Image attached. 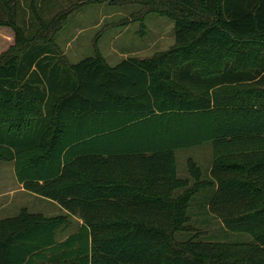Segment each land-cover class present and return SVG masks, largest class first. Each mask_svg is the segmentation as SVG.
Returning a JSON list of instances; mask_svg holds the SVG:
<instances>
[{
    "label": "trees",
    "instance_id": "obj_1",
    "mask_svg": "<svg viewBox=\"0 0 264 264\" xmlns=\"http://www.w3.org/2000/svg\"><path fill=\"white\" fill-rule=\"evenodd\" d=\"M14 1L0 0V31H12L0 160L66 214L1 218L0 264H264V0H82L173 21L167 49L115 65L61 55L54 33L69 9L26 36ZM206 142L208 176L188 158L178 177L175 150ZM205 188L210 212L251 242L175 238ZM68 218L76 229L57 239Z\"/></svg>",
    "mask_w": 264,
    "mask_h": 264
},
{
    "label": "rangeland",
    "instance_id": "obj_2",
    "mask_svg": "<svg viewBox=\"0 0 264 264\" xmlns=\"http://www.w3.org/2000/svg\"><path fill=\"white\" fill-rule=\"evenodd\" d=\"M19 1V0H15ZM23 7L14 8L16 19L26 36L37 29H43L59 12L69 9V14L54 33V42L59 52L70 63L100 53L109 65L123 59L146 57L167 49L174 42V23L171 19L156 13H148L142 21L134 19L139 5L102 3H82V0H22ZM64 2V4H61ZM28 3L35 4L37 15H30ZM84 5V6H82ZM25 11V13H24ZM28 12V13H27ZM38 18L41 23L38 22ZM43 32V30H42ZM0 52L11 43L12 31H0ZM212 157L211 144L175 150L176 172L181 178L188 177L187 159L192 158L199 166H204ZM14 170V162L0 160V219L16 215L25 208L30 212L45 216L66 214L54 201L29 191H21ZM211 190H200L191 200L188 209L190 231L176 232L178 240L196 235L204 241L251 242L246 232L231 231L208 208ZM77 219L68 218L66 225L57 230V239H63L74 231Z\"/></svg>",
    "mask_w": 264,
    "mask_h": 264
},
{
    "label": "crops",
    "instance_id": "obj_3",
    "mask_svg": "<svg viewBox=\"0 0 264 264\" xmlns=\"http://www.w3.org/2000/svg\"><path fill=\"white\" fill-rule=\"evenodd\" d=\"M20 1H22V0H19V1H14V3H15V8H19V7H23L24 8V10H25V7L23 6V2H21V4H20ZM51 1V3H53V1H57V0H50ZM29 4L30 3H28V6H29ZM61 4H64V2H61ZM82 6H84V5H82ZM20 9V8H19ZM27 10H29V8H27ZM24 13H25V11H24ZM28 13V12H27ZM30 15H31V13H30ZM211 159H212V157L208 160L209 162H207V163H204V164H206V165H204V166H200V168H201V170H202V175H204V176H208V172H209V169H210V165H211ZM187 178V177H186ZM18 184L20 185V190L21 191H27V190H25L23 187H22V184L21 183H19L18 182Z\"/></svg>",
    "mask_w": 264,
    "mask_h": 264
}]
</instances>
